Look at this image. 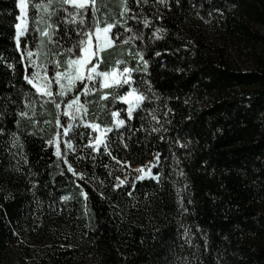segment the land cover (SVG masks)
<instances>
[{
  "label": "trees",
  "instance_id": "trees-1",
  "mask_svg": "<svg viewBox=\"0 0 264 264\" xmlns=\"http://www.w3.org/2000/svg\"><path fill=\"white\" fill-rule=\"evenodd\" d=\"M37 3L53 26L52 65L64 63L91 8L73 24L63 0H28L22 51L38 42ZM96 8L116 34L98 70L131 69L145 97L129 119L116 98L129 85L81 96L88 123L111 129L97 152L86 127L64 137L55 104L24 79L17 0H0V264H264V0ZM231 47L251 69L229 61ZM114 112L125 120L117 130ZM57 132L73 153L55 154ZM146 163L154 177L128 167Z\"/></svg>",
  "mask_w": 264,
  "mask_h": 264
},
{
  "label": "snow or ice",
  "instance_id": "snow-or-ice-1",
  "mask_svg": "<svg viewBox=\"0 0 264 264\" xmlns=\"http://www.w3.org/2000/svg\"><path fill=\"white\" fill-rule=\"evenodd\" d=\"M139 2V0H137ZM147 3V0H144ZM160 3H166V0H159ZM64 5H70L75 11L69 12L68 15L72 17L71 22L73 24L76 23V17H80L79 23L81 25L84 24V16L88 13L89 8H91V15L94 19L93 25L88 28V30H77L76 34L80 37V39L73 45V48L78 49V53L73 54V48L67 49V51L72 54L69 59L65 62L67 67L64 71L57 70L55 72L54 78H50L46 72L41 71H33L30 75L26 74L24 79L30 84L38 95L48 97L49 100L55 104L56 108H60L61 104L57 103L55 100V96L59 95L60 97H65L71 91L75 90V93L70 99L65 101L66 111L64 115L69 118V123L67 126L61 124L59 119L56 120V124L58 127L63 128L64 135H67L69 130L73 127L71 121L76 119L77 113L83 111L85 114L87 112L86 109L83 108V105L79 103V95L80 93L87 94L89 91L93 90L90 87V83L94 82L97 77L102 78L99 81L100 87L108 88V87H123V85L127 84L130 86V90L126 91L124 95H118L116 98L124 101L128 105L127 109V117L130 119L133 115V111L140 106V103L145 99L144 95L139 93L138 90L134 87H131V69L125 67L121 70L117 68H113L111 71H99V65L103 62V52L108 47H114V42L116 38L115 33H111V30L115 27V25L111 23L105 24L104 27L99 26V22L95 21V13L98 11L96 8L97 0H63ZM18 7L20 9V15L17 16V20L19 23L15 25L16 27V42L17 47H20V37L25 35L28 31L27 21L25 19V11L27 8L26 0H18ZM35 8L40 9L44 7L47 10V5H42L37 3L34 5ZM125 10L130 11L127 8V3L125 2ZM135 18V17H133ZM144 25H148V20H144ZM53 27L51 24L48 25V28ZM130 31V29H127ZM37 31H40L37 29ZM157 31H161L157 29ZM111 33V35H110ZM41 36H47L48 40H52V33H49L47 28L40 32ZM32 51H26V56L22 54V59L31 58L33 56ZM159 55V53H157ZM57 67H59V62L57 61ZM145 64L147 62L145 61ZM32 67H38L33 64ZM42 67V66H39ZM127 74V75H125ZM77 82L80 83L81 87L79 89L76 88ZM53 83L59 86V91H53ZM107 93L101 96V99H106ZM21 117L27 115L26 112L21 111L19 113ZM114 116H117L118 113H113ZM118 124L123 125L125 120L120 119L117 121ZM85 126L91 127L94 130L99 131L100 125L97 123H86ZM111 131V129H104V133ZM57 138H59L60 133H56ZM103 133L98 135L95 138V142L97 144L104 143V139L102 138ZM91 142V141H90ZM48 143H52L49 141ZM69 146L70 142H69ZM105 147H107L105 145ZM56 155L59 157L61 153L57 151ZM67 163V161H65ZM69 171H72L71 165L68 168ZM138 171H143L138 170ZM83 175H80V179H83ZM123 183V182H121ZM85 197L87 193H84Z\"/></svg>",
  "mask_w": 264,
  "mask_h": 264
},
{
  "label": "rangeland",
  "instance_id": "rangeland-1",
  "mask_svg": "<svg viewBox=\"0 0 264 264\" xmlns=\"http://www.w3.org/2000/svg\"><path fill=\"white\" fill-rule=\"evenodd\" d=\"M26 3H27V8H26V11H25V19L27 21V28H28V26H29L28 0H26ZM67 6L71 7L70 5H67ZM17 8H18L19 15H20L21 13H20V9L18 7V0H17ZM40 11L41 12H40V14H39V16L37 17V20H36V26H37L36 29H39L40 31H37V34H38V42H37L35 48L32 49V50H30L29 47L26 46L24 51H22V48L21 47H19V48L17 47V48L21 52V54H24L25 56H26V51H32L33 52L34 55L31 58H24L23 59L24 62H26L27 67L30 68V70H31L30 74L33 71H41V72H46V74L50 78H54L55 72L57 70L64 71V69L67 67V65L65 63L67 60L64 63H59V67H57V63L54 66L52 65L53 61H52L51 56L49 55V52H48V43H49V40H48L47 36H41V34H40V32L43 31L46 28H47L48 32L50 33V28H48V25L50 23H49V21L47 19L48 7H47V10H45L44 7H41ZM17 23H19L18 20H17ZM261 32H264V30H261ZM26 33H25V35H26ZM25 35L21 36L20 39L23 38ZM15 42H16V37H15ZM16 44H17V42H16ZM108 48H110V47H108ZM242 51H243L242 53H246L247 52V50L245 51V49H243V48H242ZM76 53H78V49L73 48V54H76ZM240 54H241L240 53V49H237L236 47H231L230 48V51L228 52L229 61L232 62L233 64H235L237 67H241L242 69H251L252 67L250 65V61L248 60V58L246 56H244L242 54L240 55ZM33 64L37 65L38 67H35V68L32 67ZM39 66H42V67H39ZM115 68L121 70V72H122V69L125 68V67L123 65H121V64H117V66ZM125 75H127V74H125ZM130 75L132 76V73ZM101 79L102 78L97 77L94 82H91L90 83V87H92L93 90L89 91L87 94H92L94 92L95 88H97V87L99 89L112 88V87H108V88H102V87H100L99 81ZM131 82H132V78H131ZM125 85H127V84H125ZM125 85H123V86H125ZM52 87H53V91L54 92H58L59 91V86L56 85L55 83H53ZM80 87H81L80 83L77 82L76 88L79 89ZM113 87H116V86H113ZM129 90H130V87H129ZM74 94H76L75 93V90L69 92L67 94V96H65V97H60L59 95H56L55 96V100L58 99L59 103L61 104V107L59 109L56 108L57 109V115H58V117H61L60 118L61 121L64 120L65 126H67L68 123H69V118L64 115V112L66 111L65 101L68 100V99H70ZM124 94H122V95H124ZM82 95H85V94L80 93V95H79V103L81 105H83V108L84 109L87 110L85 104L81 100V96ZM43 97H45V96H43ZM45 98L46 99H49L48 97H45ZM118 101L120 103H123V104L126 105V116H127L128 105L124 101H122L120 99H118ZM115 113H118V115L117 116H114L113 115V124H114V128L117 130V129H120L124 124L123 125L118 124L117 121L121 119L120 118V114H119V112H115ZM71 123L73 125V127L71 129H73V128L86 127V128H88L90 130V136H89V143H88V145L90 147H92V149L94 151L97 152L101 148H104L105 147L106 138H107L108 134L111 131H108V132L104 133V129H110V128L100 127V130L97 131V130L92 129L91 127L85 126V124L88 123V121L86 120V114L83 111H81L80 113H77L76 119L73 120V121H71ZM88 124H91V123H88ZM102 133H103L102 138L104 139V143L97 144L95 142V138L98 135H101ZM64 137H65V135H64ZM70 145L71 146H69V142L67 141L66 138H60V137L57 138L56 137V139L54 140V144H53L54 149H55V154L57 153V151H59L61 153V155L59 157H62L63 152L64 153H69V154L70 153H73V146H72V143L71 142H70ZM68 166H69V164H68ZM128 167H129L130 170L135 171L138 174L139 178H141V179L142 178L145 179V178L154 177V175L152 173V167H153V164L152 163H146V164L141 165V166H130V165H128ZM141 169L143 171H138V170H141ZM74 171H75V169H74V167H72V171L71 172L74 173ZM125 180H126L125 177L119 178L117 180V185L123 184L125 182ZM121 182H123V183H121Z\"/></svg>",
  "mask_w": 264,
  "mask_h": 264
}]
</instances>
